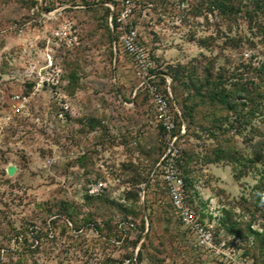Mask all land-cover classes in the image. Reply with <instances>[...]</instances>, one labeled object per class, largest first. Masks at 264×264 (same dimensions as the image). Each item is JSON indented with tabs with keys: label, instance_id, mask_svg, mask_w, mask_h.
Returning a JSON list of instances; mask_svg holds the SVG:
<instances>
[{
	"label": "rangeland",
	"instance_id": "obj_1",
	"mask_svg": "<svg viewBox=\"0 0 264 264\" xmlns=\"http://www.w3.org/2000/svg\"><path fill=\"white\" fill-rule=\"evenodd\" d=\"M123 1L0 0V264H264V0H134L146 70ZM149 85L214 247L172 208Z\"/></svg>",
	"mask_w": 264,
	"mask_h": 264
},
{
	"label": "built area",
	"instance_id": "obj_2",
	"mask_svg": "<svg viewBox=\"0 0 264 264\" xmlns=\"http://www.w3.org/2000/svg\"><path fill=\"white\" fill-rule=\"evenodd\" d=\"M135 8L134 0H124L119 13L114 19L112 13L109 17L111 27L113 22L117 24L119 36L115 40V46L131 55L143 70L151 65L145 46L140 41L137 28H128V22ZM151 103L157 115V119L164 125L169 134V149L160 161L158 168L162 172L163 181L170 194L172 208L176 211L182 223L192 229L198 237L200 244L206 247H214L213 233L210 229L201 225L194 210L186 201L184 180L177 167L178 149L176 147V136H173L176 127L174 113L169 105L168 98L159 90L157 85H149ZM235 264H252L249 261L237 262Z\"/></svg>",
	"mask_w": 264,
	"mask_h": 264
},
{
	"label": "trees",
	"instance_id": "obj_3",
	"mask_svg": "<svg viewBox=\"0 0 264 264\" xmlns=\"http://www.w3.org/2000/svg\"><path fill=\"white\" fill-rule=\"evenodd\" d=\"M261 69H262V71L264 72V63H263V66L261 67ZM216 96L218 97V98H220V102L222 103V104H226V105H228V106H233V103H234V97L233 96H231L229 93H227L226 91H225V89H223V90H221V91H219L218 93H216ZM169 103H170V107H171V109L173 108V106H172V101L170 100L169 101ZM174 109V108H173ZM173 109H172V111H173ZM173 113H174V117H175V121H176V127H175V129H174V132L173 133H176L177 132V128H178V122H179V120H178V113H176L175 111H173ZM159 126L161 127V129H162V131H163V137H165V134L167 133V131H166V128L164 127V125L162 124V123H160L159 122ZM183 178V177H182ZM184 180V179H183ZM185 186V185H184ZM185 191H186V201H187V203L191 206V204H190V202H189V200H188V194H187V190L185 189ZM257 196V203L259 202V204H262L261 202H264V192L261 194L260 192L256 195ZM134 197V196H133ZM138 196H135L134 198H137ZM262 206V205H261ZM138 236H140V235H138ZM134 243H136V241L134 242Z\"/></svg>",
	"mask_w": 264,
	"mask_h": 264
},
{
	"label": "water",
	"instance_id": "obj_4",
	"mask_svg": "<svg viewBox=\"0 0 264 264\" xmlns=\"http://www.w3.org/2000/svg\"><path fill=\"white\" fill-rule=\"evenodd\" d=\"M17 170V167L15 165H9L7 168V172L10 175H13Z\"/></svg>",
	"mask_w": 264,
	"mask_h": 264
}]
</instances>
